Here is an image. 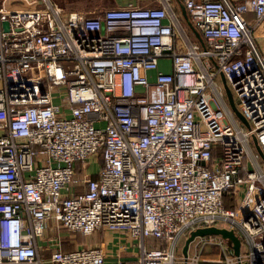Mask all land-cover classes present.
<instances>
[{"label": "built area", "instance_id": "2783aa9c", "mask_svg": "<svg viewBox=\"0 0 264 264\" xmlns=\"http://www.w3.org/2000/svg\"><path fill=\"white\" fill-rule=\"evenodd\" d=\"M180 1L204 46L180 48L171 0L97 15L0 0V264H107L103 247L61 239L44 259L51 221L136 240L137 258L113 264H264V0ZM214 226L234 230L239 255L215 234L177 257L181 238Z\"/></svg>", "mask_w": 264, "mask_h": 264}, {"label": "crops", "instance_id": "0c3cea01", "mask_svg": "<svg viewBox=\"0 0 264 264\" xmlns=\"http://www.w3.org/2000/svg\"><path fill=\"white\" fill-rule=\"evenodd\" d=\"M233 1H241V0H233ZM162 4V0H158L156 4L149 5L158 7ZM173 12L177 18L176 24V33L177 40L179 46L181 48L185 47V44L189 41L191 43L199 41L195 34V27L193 22H191V18L184 8V5L180 0H171L170 2ZM12 5H15L17 8L25 7L24 3L15 2ZM246 18L250 22H254L255 15L252 13L246 14ZM255 36L257 38V42L264 41V24L260 25V27L255 32ZM264 52V50H263ZM164 72H170L171 70L162 69ZM98 161V159L96 160ZM99 162V161H98ZM100 163V162H99ZM79 166V165H78ZM88 173L92 178L97 176L98 172L92 173L87 168ZM99 171V170H98ZM229 197V196H228ZM225 204V203H224ZM44 236L38 240V245L41 249V253L45 251L47 248L51 249V245L54 240H58L60 242L61 239V247L64 251H74L79 248H90L101 246L105 249L106 252V263L113 264L116 261H125L130 262L135 259L138 255L137 245L135 247H130V251L128 249L127 242L128 240L124 237V234L119 231H108L105 229H99L95 231V233L85 236L81 233H70L69 236H62V232L60 234V230L56 229V224L54 222H49L46 228L44 229ZM58 246V245H57ZM60 247V244H59ZM60 247V248H61Z\"/></svg>", "mask_w": 264, "mask_h": 264}, {"label": "rangeland", "instance_id": "374dc122", "mask_svg": "<svg viewBox=\"0 0 264 264\" xmlns=\"http://www.w3.org/2000/svg\"><path fill=\"white\" fill-rule=\"evenodd\" d=\"M40 1V0H39ZM58 2V4L64 8V10L66 12H72L73 10H77V11H81L83 13H86L88 15H97L100 14L101 11L106 10L109 7H115V6H120L123 7L125 4L127 3H134L138 6L141 5H153L156 4V2H158V0H56ZM42 2H40L41 4ZM257 46L260 50V52H262V54L264 53V41H261V43L258 41L257 42ZM181 48V46H180ZM183 49V47L181 48ZM161 68L165 69V70H171V60L170 58L167 59H162L161 60ZM219 85L224 87L223 81L221 79H219ZM228 101V99H227ZM61 102V98L58 97V99L56 100V103ZM234 103L235 106L240 107L239 106V101L236 99V96L234 95ZM229 104V101H228ZM229 106H231L229 104ZM231 108L233 109V107L231 106ZM234 111V109H233ZM235 117L238 121H240L238 115L236 114V112L234 111ZM254 151H257V148L255 147V145L253 146ZM97 159L93 156L91 158H89V170L94 173V172H98V170L101 167V162L99 163L98 161H96ZM244 188V187H243ZM241 192L236 194V201L240 198L241 196ZM223 227H228V226H224ZM62 232V236L67 237L69 236V231L66 229H61L60 234ZM124 237L128 240L127 245H128V249L130 251V247H135V244L137 243L136 240L134 239H128V235L124 234ZM185 237L181 238V240L179 241V245H178V249H177V257H180L182 254V248L184 247V243H185ZM194 245L190 248L189 253L192 254L193 253V248ZM52 254V250L50 248H47L45 251L42 252V256L44 259H49L51 257ZM208 253H204V255H207ZM137 258V256L135 257V259Z\"/></svg>", "mask_w": 264, "mask_h": 264}, {"label": "water", "instance_id": "95a60500", "mask_svg": "<svg viewBox=\"0 0 264 264\" xmlns=\"http://www.w3.org/2000/svg\"><path fill=\"white\" fill-rule=\"evenodd\" d=\"M184 8H185V6H184ZM3 27H5L6 29H9L8 22H5L3 24ZM102 32H104V27L102 29ZM195 34H196L197 39H199V41L204 46V40L201 38V35L199 34V32L197 30H195ZM222 81H223V84H224V88L226 89V92H227V98H228L229 104L233 107V109L236 112V114L238 115L239 119L242 122L246 123L244 117L238 111L237 106H235L233 95H232V91L227 86L224 77H222ZM257 149H258V146H257ZM261 156L264 158L263 154H261ZM215 234L216 235H221L224 239L228 240V243L230 245H232V247L234 249V253L236 255H239L240 248H241V242H240L239 238L236 236V234L234 233V230L233 229L232 230H228L226 228H219V227H216V226H214V227H206V228H198V230L191 232L190 235L188 236V238L185 240V243H184L185 245H184L183 251H182L183 255L187 256L188 249H189V246H190L189 243L192 242L196 237H198V236L215 235ZM239 264H241V263H239Z\"/></svg>", "mask_w": 264, "mask_h": 264}, {"label": "trees", "instance_id": "16d2710c", "mask_svg": "<svg viewBox=\"0 0 264 264\" xmlns=\"http://www.w3.org/2000/svg\"><path fill=\"white\" fill-rule=\"evenodd\" d=\"M100 161V160H99ZM101 162V161H100ZM224 203H225V206L227 207V208H231V206H233V200H232V198H229L228 196H226L225 198H224ZM215 254H217V251L215 250L213 253H212V255H214L215 256ZM207 255H209V254H207ZM206 255V256H207ZM211 255V254H210Z\"/></svg>", "mask_w": 264, "mask_h": 264}]
</instances>
